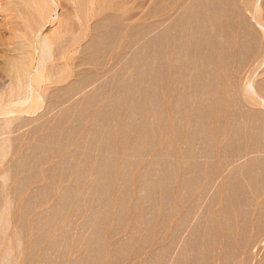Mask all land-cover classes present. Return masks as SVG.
<instances>
[{
    "label": "rangeland",
    "instance_id": "374dc122",
    "mask_svg": "<svg viewBox=\"0 0 264 264\" xmlns=\"http://www.w3.org/2000/svg\"><path fill=\"white\" fill-rule=\"evenodd\" d=\"M35 1V4L29 3L30 8H27L25 0H0V92L5 90L6 85L11 81L10 76L2 69L6 55L27 54L26 57L32 68L46 57L43 60V66L44 75L48 78L42 85L43 87L37 88V91L42 95V101L37 110L27 112L21 110V106L12 115H0V138H2L0 139V264H47V262L48 264H80L81 260L90 254L91 248L95 251V253L91 251V254L96 255L94 249L96 244L93 242L98 231L99 235L101 233L100 241L102 245H105H103L104 251L102 250L103 264H264V224L261 223V217L264 220V176H262L264 174V142H262L264 141V119H260L264 118V0H252V4L248 3L249 0H215L216 2L210 0L211 5L207 3L209 0H200L198 5L195 4V0H83L84 2L81 0H55L58 6L53 8L54 5L51 4L54 10L51 11V17L45 21L41 33L42 36H49L52 39V47H49L50 52H47L48 49L43 51L39 40L33 41V32L28 26L29 21L33 23V27L36 25L34 28L37 29L38 22L45 17V14L41 16L37 12V8L43 7L44 2L42 0ZM204 1H206V7ZM213 2L223 8L221 18L225 28L222 27V30L215 26L217 23L214 19L211 20L209 15H205L209 14ZM80 4L85 5L84 8ZM200 5L204 6V9ZM188 9L191 13L197 10L198 13L203 10L207 11L206 13L203 11L201 14L204 19L197 12V14H192L195 19L198 17L197 20L203 19L199 21L201 27L203 22H206L204 23L205 28L202 27L206 32H203L205 38L209 33L207 39L213 42L217 41L218 45H224V43L226 45L228 38L232 37L231 42L227 43L232 51L228 50L226 55L228 52L229 54L230 52L237 53L239 39L243 36L241 39L243 40L246 32L251 37L254 36L253 44L257 50L253 46L255 49L250 52L253 55L248 53L246 54L248 58L244 56V59L238 57L230 73H226L227 75L226 71L218 70V72L216 69L219 62L215 55L212 56L215 58L211 57L209 61L210 55L214 53L209 45H207L208 49L206 48V41L193 39L198 46H192L195 42L193 40V43L186 41L185 32L182 35L184 29L179 23L183 19L182 17L189 14ZM234 9H238L235 11L237 14H233L235 13L232 11ZM230 10L232 12H229ZM223 12H225L226 18L223 17ZM181 14L183 15L180 16ZM229 14L233 16L230 18ZM35 19L38 22L35 23ZM163 22L164 24H162ZM161 30L168 32L170 37L172 36L175 40L178 39L174 41L177 44L171 40L166 41L165 63H168L166 65L170 67L169 76L172 78L169 77V82L171 83L177 78L179 80L173 81L175 84L173 82L171 84L164 83L163 87L166 84L167 88H160V90L157 86L158 90H156L153 81L155 77H151L150 74L154 75V71H156V58L158 57L155 52H157L156 47L159 44V38L157 41L156 37L160 36ZM178 30L181 32L178 33ZM220 30L225 33H221ZM111 31L112 33H110ZM26 34L27 37H25ZM175 34L176 36H173ZM177 34L179 35L177 36ZM210 36L212 39L209 38ZM25 39H30L34 43L27 45ZM199 45H202V48L204 46L205 49L203 48V50ZM196 47L200 48L199 52ZM191 50L197 52L196 58L193 56L195 53ZM200 50H202L201 53ZM205 50L206 52H204ZM207 51L210 52L207 53ZM134 52L137 53L135 57L133 56ZM198 53H200V58ZM207 55L209 56L207 57ZM215 59L216 61L213 63L212 60ZM205 62L213 72H210L207 67L205 68ZM152 66L155 68L152 69ZM145 67L146 69L148 67L147 72L143 71L146 70ZM215 67L216 69H213ZM203 68L207 69L206 74L204 70L206 77L203 75ZM215 71L218 72L217 80L219 81L217 82L219 83L217 85L226 86L224 87L226 91H223L224 94H221L220 99L226 100L225 108H227L219 115L214 114L209 121L210 131L212 130L209 140L210 142L213 140L210 144L205 141L208 139H204L202 127L198 126L200 125L196 120L198 112L195 110L199 109L196 104L200 103L199 95L197 96L200 86L206 85V80L211 81ZM173 72H176L174 79ZM199 74L203 79L199 77L196 79ZM229 75L231 76L230 84L227 79L230 78ZM198 83L202 85L199 86ZM134 86H138L139 89L137 87L136 90ZM168 86L170 88L172 86V90ZM25 89H22L20 94L17 93L13 100L26 99L31 93ZM151 90L157 94L160 91L159 94L163 95L164 110L167 117L171 115V119H164V121L159 119L155 100H152L154 94L150 95L152 94ZM36 93L34 94L36 95ZM115 93L117 98L121 96L120 99L123 100L121 102L122 100L120 101L118 98L121 103L115 113L118 114L120 111V115H129L128 117L132 115L135 127H131L126 121L114 119V117H108L105 126L100 124V118L104 111L113 107L117 101ZM27 94L29 95L27 96ZM121 94H124V99ZM185 94L186 96H183ZM162 95L161 98H163ZM208 96L209 103L216 102L215 98L217 97L214 93L209 91ZM181 97L184 99L182 100ZM180 100L183 101L181 102L185 105L184 107L181 102L179 103ZM197 100L198 102H196ZM110 101L115 102H112V105ZM87 102L92 103L88 104ZM177 108L180 111L183 108L184 115L179 111L182 113L180 115ZM247 108L248 110H246ZM100 111L102 113H99ZM172 112H174V116ZM260 114L261 116H259ZM193 116H196L195 120ZM172 118H177L175 120L181 131L178 135L172 130ZM245 118H247L246 121ZM193 120L196 122L193 123ZM98 123L101 127L97 126ZM146 123H149L150 127L149 143L145 150L143 149L139 153L136 148L138 130ZM162 123L163 125H161ZM193 124L199 128H195ZM107 126H111L115 131H113L115 139H113L114 142L112 141L115 144L112 146L111 153L109 150L106 153L107 138L110 134V131L107 132L109 130ZM126 126L129 127L126 128ZM98 128L99 132H96ZM218 128L220 130H217ZM92 129L96 134L92 132ZM125 129H127L125 131L127 133L124 132ZM198 129L203 132V135L201 132L199 133L200 139L197 134ZM234 130L237 131V135L233 133ZM255 130L260 137H263V140L259 139V141L262 140L261 145L259 142H257L258 144L254 142V140L256 141L255 136L258 135ZM232 136H234V141L231 140ZM240 136H245V138L248 136L246 139L243 138L246 142ZM235 138L243 145H240L239 142L237 145ZM249 138L251 139L249 140ZM251 142L253 143L251 144ZM234 144L239 146V150L238 147L235 149ZM244 144L249 147L246 149ZM206 145L209 153L203 154ZM87 147L88 150H86ZM69 154L73 158L75 154L76 156L74 159H70L68 158ZM107 157L112 160V167L110 166L111 168L108 170L111 177V187L109 186L111 189H109L110 195L108 193V196H104L100 184L103 177H106ZM85 158H89V161L86 162ZM252 159L254 161L256 159V165L259 163V168L256 166L258 171L255 170L256 178L255 175L249 178L251 175L248 174V171V173L246 172L249 169L247 166L254 162ZM84 161L90 165L85 164ZM193 162L194 165L200 162L198 165L202 166L195 175L190 168ZM169 163L170 165H167ZM126 164L128 165L126 166ZM166 165L170 167L173 174L170 183H166L170 197L165 201L161 197V192H157L156 202L155 200L151 201L146 197L150 187L147 184L145 173H148V170H153L156 174L154 177L157 178L161 171H164ZM211 165L214 168H211ZM57 168H59L58 172ZM212 169L217 172L212 177L216 178L217 176L220 181L217 178L213 181L212 171L209 172ZM199 173L201 174L199 175ZM120 174L122 176L126 174L123 178L126 179L127 188L124 187ZM50 176L53 179L56 176V179L53 180ZM188 177L189 179L197 177L199 186L190 190L187 183L190 181ZM236 178L238 182L241 181L239 183L243 185L244 189L246 188L245 195H247L248 202L244 205L239 197L238 199L232 198L236 196L230 194L228 190L229 180H236ZM51 182H54L53 185ZM70 186L74 187L71 189L74 192H71L72 194L66 198ZM46 187H50L48 193ZM207 191L209 192L207 193ZM124 193L127 196L124 204L126 214L123 212V216H119L121 215L118 212L120 210L119 200ZM206 193L212 194L208 196ZM108 197L111 201L108 200ZM144 198L145 201H143ZM169 198L172 204L170 201L168 202ZM107 200L109 203L106 202ZM236 200L240 202L236 203ZM104 203L108 204L105 206ZM225 205L230 209L228 210ZM169 207L170 209H168ZM225 209L229 211L230 217H224ZM150 210L152 212H149ZM100 213L101 215L104 213V219ZM164 213L166 214L163 215ZM189 215H193V217L190 216L193 218L190 223ZM190 217L189 219H191ZM48 219L50 223H48ZM45 220L47 223L44 222ZM100 220L104 226L99 222ZM98 225L103 227L102 231L100 227L97 230ZM213 229L215 232L212 231ZM177 240L180 242L178 241L179 245L176 249L173 245ZM124 241H129L130 245L128 244L129 248H127L129 250H126V253L124 252L122 255L118 253L116 255ZM178 243L176 242V244ZM174 246L176 247V245ZM172 248L176 250L173 251ZM91 254L87 255L88 261L93 260L94 256Z\"/></svg>",
    "mask_w": 264,
    "mask_h": 264
},
{
    "label": "bare ground",
    "instance_id": "6f19581e",
    "mask_svg": "<svg viewBox=\"0 0 264 264\" xmlns=\"http://www.w3.org/2000/svg\"><path fill=\"white\" fill-rule=\"evenodd\" d=\"M40 1V0H39ZM43 2H44V6L42 7H38L37 8V12H38V14L39 15H43L44 16V14H45V17H43V19L42 20H40L39 22H38V20L36 21V19L38 18H36L35 19V23L36 22H38L39 24V27L37 28V29H35L36 28V25H34V27H33V23H30L29 21H28V26L30 27V29H31V32H33V41H35V40H39L40 41V44L44 47H42V49H43V51H44V49L45 50H49V51H47V52H50V50L51 49H49V47L51 48L52 47V39L49 37V36H42V28L44 27L43 25H45L44 23H45V21L46 20H48L50 17H51V11L52 10H54L53 8H55L56 6H58V3L55 1V0H42ZM81 1H83V0H81ZM85 1V0H84ZM83 1V2H84ZM190 1V0H189ZM200 0H195V4L197 3V5H198V2H199ZM215 1V0H214ZM35 0H25V6L27 7V8H30L29 7V3H33V4H35ZM192 2V1H191ZM201 2V1H200ZM216 2V1H215ZM240 2V1H239ZM250 2V4H252V0L250 1H248V3ZM116 3V2H115ZM193 3V2H192ZM191 3V4H192ZM203 3H205V7H206V1H204ZM207 3H208V5L210 4L211 5V3H210V0H209V2L207 1ZM247 2H246V4H248ZM51 4H53L54 5V7L52 8V5ZM82 4V3H81ZM80 4V6H83V5H81ZM234 4V3H233ZM197 5H195V6H197ZM202 5V4H201ZM200 5V6H201ZM208 5H207V7H208ZM249 5V4H248ZM85 6V5H84ZM84 6H83V8H84ZM185 6V5H184ZM186 6H188V5H186ZM191 6H193V4L191 5ZM234 7H235V5H233ZM249 6H252V5H249ZM161 7V6H160ZM190 7V6H189ZM203 9H204V6H201ZM201 7H195V8H201ZM212 7V8H211ZM210 7V12H209V14H205V15H209L210 16V18H211V20L212 19H214V21H216V23H217V25H215V26H218V28L219 29H221L222 30V27H224V25H223V20H222V18H221V14H222V7H220V5L218 4V3H214L213 2V5ZM159 8V7H158ZM193 7H191V9H192ZM201 8V9H202ZM184 9H185V7H184ZM194 9V8H193ZM207 9V8H206ZM83 10V9H82ZM187 10V9H186ZM195 10V9H194ZM238 10V9H237ZM236 9H234V10H232V11H237ZM256 10V9H255ZM188 11H189V14H187V16H185V17H182L183 19L180 21V25H181V28H183L184 29V31L182 30V35H183V32H185L184 33V37H185V34L187 35V37H185L186 39H184V40H186V41H191L192 43H193V39H199L198 41H200V39H204L205 41H206V48H207V45H209L211 48H212V50H213V55L211 54L210 55V58H209V61H210V59H211V57L212 56H216L217 58V60H218V66H217V69H216V67L215 68H213V69H216L217 71L218 70H222V71H226L225 72V74L226 73H230V71H231V69H232V67L234 66V62H235V60H237L238 59V57H240V59L241 58H243L244 56L245 57H247L246 56V54H248V53H250V52H252V50L253 49H255L256 47L254 46L255 44H253V40L254 39H252L253 37H251L250 36V34L248 33V32H246L245 34L246 35H249V36H244V39L243 40H241L242 38H243V36H242V38L240 37V39H239V46L237 47V53L236 54H232L231 52H230V54H229V52H228V54L226 55V52L228 51V50H230V51H232L231 49H229V45H227V43H228V41L229 42H231L230 40H231V38H228V40H227V43H226V45H225V43H224V45H218V43L216 44V42H213L212 40H210V39H207V36H209V33H207V36H206V38L204 37V35H203V28H205V24L204 23H206V22H203V24H202V27L199 25V21H200V19L199 20H197V18L198 17H196V19L194 18L195 16H193L192 14L193 13H195V14H197L198 13V10L195 12V11H193V13H191L190 12V10L188 9ZM199 11H201V10H199ZM204 11V10H203ZM202 11V12H203ZM228 11V10H227ZM231 10L229 11V12H232ZM160 12V11H159ZM158 12V13H159ZM183 12H184V10H183ZM202 12H199L198 13V15L200 14H203ZM207 12V11H206ZM205 11H204V13H206ZM47 13V14H46ZM188 13V12H187ZM224 13V18H226L225 17V12H223ZM84 14V13H83ZM184 14V13H183ZM183 14H181L180 16H182ZM194 14V15H195ZM233 14H237V12H235V13H233ZM245 14V13H244ZM185 15H186V12H185ZM239 15V14H238ZM59 15L57 14V17H58ZM179 16V17H180ZM201 16H203V15H201ZM228 16V15H227ZM229 16H230V18H231V16H233V15H231V14H229ZM228 16V17H229ZM243 17V16H242ZM246 17V16H245ZM207 18V17H206ZM206 18H205V20H206ZM209 18V17H208ZM207 18V19H208ZM39 19V18H38ZM178 19V18H177ZM176 19V20H177ZM203 19H204V16H203ZM203 19H201V20H203ZM232 19H235V18H232ZM204 20V21H205ZM236 20V19H235ZM234 20V21H235ZM178 21H179V19H178ZM243 21V20H242ZM255 21V20H254ZM175 22V21H174ZM213 22V21H212ZM257 22V21H256ZM177 24H178V22H176ZM175 23V24H176ZM162 24H164V22L162 23ZM161 24V25H162ZM175 24H172V26L174 25L175 26ZM178 24V25H179ZM171 25V24H170ZM225 25H226V23H225ZM232 25V24H231ZM242 25V24H241ZM159 26V25H158ZM163 26H165V25H163ZM172 26H170V27H172ZM228 26V25H227ZM245 26V25H244ZM166 27V26H165ZM177 27V26H176ZM230 27V26H229ZM175 28V27H174ZM174 28H172V29H174ZM179 29H180V26L178 27ZM225 28V27H224ZM245 28V27H244ZM263 28H264V26H263ZM217 29V28H216ZM219 29H217V30H219ZM148 30V29H147ZM146 30V31H147ZM170 30H171V28H170ZM221 30H220V32H221ZM228 30V29H227ZM145 31V30H144ZM173 31V30H172ZM175 31V30H174ZM206 31V30H205ZM247 31V30H246ZM250 31V30H249ZM181 31L180 30H178V33H180ZM208 32V31H207ZM224 33H225V31H223ZM223 32H221V33H223ZM244 32V31H243ZM110 33H112V31L110 32ZM144 33V32H143ZM147 33V32H146ZM176 33H177V29H176ZM204 33H206V32H204ZM248 33V34H247ZM226 34H227V31H226ZM179 34H177V36H178ZM182 35H180V37L182 36ZM142 36H143V34H142ZM173 36H176V34L175 35H173ZM225 36H227V35H225ZM241 36V35H240ZM259 36V35H258ZM25 37H27V34L25 35ZM32 37V36H31ZM172 37V36H171ZM171 37H170V35H169V33L168 32H165V31H163L162 32V30H161V33H160V36H158V37H156L157 38V41H158V38H159V44H158V46L156 47L157 48V52H155L156 54H157V57L158 58H156L157 59V67H156V71H154V75L153 74H150L151 75V77L153 76V78L155 77V79L153 80L154 82H155V84L154 85H156L155 86V88L158 86L159 87V90H160V88H167L166 87V84H165V87H163L164 86V83H167V82H169L170 81V79L172 78L171 76H169V74H170V67L169 66H167L166 64H168V63H165V57H166V41H168V40H171V41H177L178 39H176L175 40V38H173L172 37V39H171ZM183 37V36H182ZM209 38H211V36L209 37ZM227 38V37H226ZM182 39V38H181ZM180 39V40H181ZM212 39V38H211ZM224 39H225V37H224ZM26 40V39H25ZM183 40V41H184ZM193 40V41H192ZM226 40V39H225ZM33 41H31L30 39L29 40H26L25 42L27 43V45H29L30 43H32ZM75 41V40H74ZM197 41V40H196ZM24 42V41H23ZM195 42V41H194ZM204 42V41H203ZM226 42V41H225ZM233 42V41H232ZM34 43V42H33ZM158 43V42H157ZM176 42H174V44H175ZM200 43V42H199ZM213 43H215V44H213ZM261 43V42H260ZM36 44V43H35ZM177 44V43H176ZM198 44V43H197ZM202 44V43H201ZM204 44V43H203ZM202 44V45H203ZM236 44H237V42H236ZM34 45V44H33ZM198 46V45H196V42H195V44H192V46ZM202 45H199V47L201 46V48H202ZM36 46V45H35ZM213 46V47H212ZM255 48H254V47ZM190 47V46H189ZM227 47H228V49H227ZM37 48V47H36ZM193 48V47H192ZM196 48H198V47H196ZM203 48L205 49V47L203 46ZM202 48V49H203ZM189 49H191V48H189ZM200 48H198L197 49V51L199 50ZM203 49V50H204ZM208 49V48H207ZM210 50V49H209ZM256 50H257V48H256ZM191 51H193V50H191ZM195 51H196V49H195ZM195 51H193V53H195L193 56H194V58H196L195 57V55H196V53L197 52H195ZM201 51L202 50H200V53H201ZM254 51V50H253ZM46 52V51H45ZM45 52H41V53H45ZM199 52V51H198ZM204 52H206V50L204 51ZM210 52V51H209ZM208 51H207V53H209ZM212 52V51H211ZM135 54L133 55L134 57H135V55H137V53L136 52H134ZM200 53H198L199 54V58H200ZM207 53H204V54H207ZM251 55H253L252 53H250ZM263 54V53H262ZM27 55V54H26ZM26 55L25 54H19V55H6L5 56V59H4V65H3V67H2V69H3V71L5 72V73H7L9 76H10V78H11V81H9V84H7L6 85V87H5V90H3V91H1L0 92V115H12V114H14L15 113V111H17V110H19V107H21L22 106V109L21 110H24V111H27V112H32V111H35V110H37L38 108H39V106H40V104H41V101H42V95H41V93L40 92H38L37 90V88H40L45 82H46V80L48 79L45 75H44V62H43V60L46 58L45 57V54H44V57L45 58H43V60H42V62H39V64L38 65H36V66H34L33 68L31 67V64H30V61H28V58L26 57ZM49 55V54H48ZM139 55V54H138ZM169 55V54H168ZM50 56V55H49ZM197 56V55H196ZM203 56H205V55H203ZM209 55H207V57H208ZM41 57V56H40ZM136 57H138V56H136ZM207 57H206V59H207ZM48 58V57H47ZM50 58H51V56H50ZM49 58V59H50ZM175 58V57H174ZM173 58V60H175ZM198 58V59H199ZM213 59L215 58V57H212ZM248 58V57H247ZM48 59V60H49ZM170 59V58H169ZM205 59V60H206ZM216 59L215 60H212V62L213 61H216ZM244 59V58H243ZM250 59V58H249ZM195 60V59H194ZM202 60H204V59H202ZM204 60V61H205ZM208 60V59H207ZM208 61V62H209ZM249 61V60H248ZM175 62V61H174ZM173 62V63H174ZM172 63V62H171ZM170 63V64H171ZM172 63V64H173ZM206 63V62H205ZM211 63V62H210ZM214 63V62H213ZM213 63H212V65H213ZM216 64H217V62H215ZM209 64V63H208ZM207 65V63L205 64V68L207 67L206 66ZM211 64H210V67L212 66ZM215 65V64H214ZM242 65H243V63H242ZM148 66V65H147ZM153 66H155V65H153ZM152 66V69L153 68H155V67H153ZM171 66V65H170ZM179 66V65H178ZM216 66V65H215ZM169 67V68H168ZM174 67V66H173ZM172 67V68H173ZM180 67V66H179ZM209 67V66H208ZM207 67V68H208ZM240 67V66H239ZM174 68H176V66L174 67ZM178 68V67H177ZM219 68V69H218ZM141 69V68H140ZM144 69V68H143ZM143 69H141V70H143ZM145 69H146V67H145ZM147 69H148V67H147ZM147 69L146 70H143L144 72H147ZM182 69V68H181ZM210 69V72H213V70L211 71V68H208V70ZM151 70V69H150ZM150 70H148L149 72H150ZM174 70V69H173ZM179 70V69H178ZM204 68H203V75H204ZM140 71V70H139ZM142 71V72H143ZM217 71H215L213 74H214V76L212 77V74H211V77L213 78H211V81H207L206 80V85L205 84H200V83H203V82H200V83H198L199 84V86L200 85H202V86H200L201 88H200V90L197 92V96L199 95V99H200V103L198 102V100L196 101V102H198V104H196L197 106H199V109H197L198 111H196L195 110V112H198V115L196 114V116H198V119H196L197 120V122L200 124V125H198V126H201L202 127V129H203V132H204V135H205V137H204V139L206 138V139H208V140H205L206 142L208 141L210 144H212V141L213 140H211V142H210V135L209 134H211V131H210V125H209V121H210V119L214 116V114L215 115H219V113H222L223 111H224V109L226 110V108H225V106H226V100H221L220 98V96H221V94L223 93V91L225 92L226 90H225V88L224 87H226V86H224V87H220V85H217V83H219V82H217V81H219V80H217V78H218V76H217V73L219 72H217ZM221 71V72H222ZM244 71V70H243ZM141 72V71H140ZM178 73H180L181 72V70H180V72L179 71H177ZM151 73V72H150ZM174 73V72H173ZM176 73V72H175ZM175 73H174V75L172 74V76H173V79L174 78H176V77H174V76H176L175 75ZM182 73V72H181ZM207 73V69L205 70V74ZM145 74V73H144ZM209 74V73H208ZM207 74V75H208ZM224 74V75H225ZM247 74V73H246ZM227 75V74H226ZM180 76V74L178 75V77ZM200 76H201V74H199L197 77H196V79H198V77L200 78ZM205 77H206V75H204ZM209 76H210V74H209ZM230 76V75H229ZM169 77H170V79H169ZM208 77V76H207ZM219 77H220V74H219ZM152 78V79H153ZM225 78H226V76H225ZM200 79H203L202 77L200 78ZM199 79V80H200ZM207 79V78H206ZM227 79H229L228 80V82H229V84L231 83V76H230V78L228 77ZM235 79H236V76H235ZM245 79V78H244ZM176 80H179V78H177ZM176 80L174 79L173 81L174 82H176ZM205 80V79H204ZM203 80V81H204ZM209 80V79H208ZM172 81V82H173ZM193 81H195L194 79H193ZM171 82V83H172ZM173 82V83H174ZM199 82V81H198ZM205 82V81H204ZM238 82V81H237ZM170 83V82H169ZM170 83V84H171ZM193 83V82H192ZM252 83V82H251ZM262 83V82H261ZM175 84V83H174ZM173 84V85H174ZM193 84H197V83H193ZM226 84V83H225ZM238 84H239V82H238ZM236 85V84H235ZM264 85V84H263ZM138 86H139V83H138ZM137 86V87H138ZM189 86V85H188ZM195 86V85H194ZM199 86H197V87H199ZM234 86V85H233ZM236 86H238V85H236ZM251 86H253V85H251ZM258 86V85H257ZM43 87V86H42ZM134 87H136V86H134ZM133 87V88H134ZM137 87L135 88L136 90H137ZM157 87V88H158ZM235 87V86H234ZM261 87H263V86H261ZM24 88H26L25 90H29V92L31 93L30 95L29 94H27V98L26 99H24V100H19V101H14L13 100V97L17 94V93H21L20 91H22V89H24ZM153 89H154V91H155V88H154V86L152 87ZM156 88V90H158ZM168 88H170V86H168ZM172 86H171V88H170V90H172ZM194 88H196V87H194ZM42 89V88H41ZM138 89H139V87H138ZM197 89V88H196ZM134 90V89H133ZM163 90V89H162ZM170 90H169V92H170ZM198 90V89H197ZM229 90V89H228ZM253 90H254V88H253ZM252 90V91H253ZM262 90H263V88H262ZM41 91V90H40ZM152 92V94H150L151 96H153V94H154V99H152L153 101L155 100V102L154 103H156V107H157V114H158V117H159V119L161 118V119H163L162 121H164V119H171V115H168V117L166 116L167 114H166V111L164 110V102H165V99H164V97H163V95L162 94H159L160 93V91H158V94L155 92V93H153V90H151ZM211 92V93H214L215 95H216V97L217 98H215V100H216V102L215 103H209L208 102V100H207V96H208V92ZM222 91V92H221ZM233 91V90H232ZM231 91V92H232ZM250 91V90H249ZM258 91H261V90H258ZM28 92V91H27ZM35 92H37L36 93V95L34 94ZM120 92V91H119ZM254 92V91H253ZM162 93H163V91H162ZM171 93V92H170ZM238 93V92H237ZM256 93V92H255ZM224 94V93H223ZM120 94L118 93V96H119ZM122 95V98H123V95L124 94H121ZM161 95H162V97L163 98H161ZM218 95V96H217ZM115 96H116V93H115ZM115 96L113 95V97L115 98ZM183 96H186V94L185 95H183ZM182 96V97H183ZM120 97L121 96H119L118 98L120 99ZM152 97V98H153ZM181 97V98H182ZM209 97V96H208ZM232 97V96H231ZM113 98V99H114ZM117 98V96H116V98L115 99H117V101H116V103H115V105H113L112 104V102L113 101H110L111 102V104L113 105V107H107L108 108V110L105 112L104 111V113L102 114L103 116H102V118H100L101 119V123H100V121H99V123L101 124V125H103L104 124V126L106 125V123H107V120H108V117H114V119L116 118V119H118V120H123L124 122L126 121V123L128 122L129 123V125L132 127V126H134V123H135V120H134V123H133V121H132V115H130L131 117H128V116H125V115H120V111L118 112V114H116L117 112L116 111H118V109L119 108H117V107H119V105H120V103L121 102H123V100L122 99H120V103H119V99ZM185 98H187V97H185ZM223 98H225V96H223ZM222 98V99H223ZM235 98V97H234ZM260 98V97H259ZM124 99V98H123ZM163 99H164V101H163ZM184 98H182V100H183ZM188 99V98H187ZM229 99V98H228ZM238 99V98H237ZM182 100H180L179 101V103L182 101ZM236 100V99H235ZM91 101H93V100H91ZM114 101V102H115ZM184 101H186V100H184ZM234 101V100H233ZM110 102H109V104H110ZM113 102V103H114ZM183 102V101H182ZM181 102V103H182ZM187 102H188V100H187ZM88 103V102H87ZM92 103V102H91ZM90 102L88 103V104H91ZM186 104H188V103H186ZM237 104H239V103H237ZM236 104V105H237ZM111 105V106H112ZM135 105V104H134ZM181 105H183V107L185 106L183 103L181 104ZM195 105V106H196ZM242 105V104H241ZM136 106L138 107V105L136 104ZM180 106V105H179ZM187 106V105H186ZM136 107V108H137ZM177 107V106H176ZM182 107V106H181ZM134 108V107H133ZM195 108V107H194ZM242 108V107H241ZM106 109V108H105ZM104 109V110H105ZM178 109V108H177ZM181 109V108H180ZM186 109V108H185ZM184 109V110H185ZM103 110V109H102ZM134 110H136L135 108H134ZM174 110V109H173ZM246 110H248V108L246 109ZM136 111H138V109L136 110ZM180 110L178 109V113L180 114V115H182V113H183V115H184V112H183V108H182V111H180V112H182V113H180L179 112ZM261 111V110H260ZM84 112V111H83ZM116 112V113H115ZM242 112V111H241ZM99 113H102L101 111L99 112ZM114 113H115V115H114ZM173 113L174 112H172V115H173ZM176 113H177V111H176ZM245 113V112H244ZM256 113V112H255ZM134 114V113H133ZM178 114V115H179ZM241 114V113H240ZM246 114H248V113H246ZM252 114H253V112H252ZM258 114V113H257ZM134 115H136V113L134 114ZM134 115H133V117H134ZM175 115H177V114H175ZM234 115V114H233ZM174 116V115H173ZM196 116L194 117V120H195V118H196ZM221 116V115H220ZM246 116V115H245ZM255 116V115H254ZM259 116H261V114L259 115ZM97 117H98V115H97ZM99 117H100V115H99ZM177 118H179L178 116H176ZM180 117H182V116H180ZM184 117V116H183ZM182 117V118H183ZM219 117V116H218ZM222 117V116H221ZM257 117V116H256ZM7 118V117H6ZM14 118V117H13ZM177 118H175L176 120H177ZM244 118V117H243ZM255 118V117H254ZM260 118V117H259ZM9 119V118H8ZM98 119V118H97ZM99 119V120H100ZM134 119H135V117H134ZM168 119V120H169ZM173 119V122H171V125H172V130L175 132V133H177V135L178 134H180L179 132H181L180 131V128H178V124L176 123L177 121L174 119V118H172ZM219 119H220V117H219ZM237 119V118H236ZM246 119L247 118H245V121H246ZM260 119H264V118H260ZM259 119V120H260ZM112 120V119H111ZM180 120H181V118H180ZM179 119H178V122L180 121ZM193 120V123H195L196 121H194ZM222 120V119H221ZM249 120V119H248ZM251 120V119H250ZM109 121H110V118H109ZM113 121V120H112ZM161 121V122H162ZM171 121V120H170ZM220 121V120H219ZM241 121V120H240ZM253 121V120H252ZM263 121V120H262ZM5 123H6V121H4ZM111 122V121H110ZM109 122V123H110ZM148 122H149V120H148ZM248 122V121H247ZM98 123V125L97 126H99V127H101L100 126V124ZM108 123V124H109ZM112 123V122H111ZM111 123H110V125H111ZM145 123V122H144ZM150 123V122H149ZM149 123H146V124H143V126L142 127H139L140 128V130H138V133H139V136L137 135V146H136V148L138 149V152L139 153H141V151L144 149L145 150V147L147 146V144L149 143L148 142V137L150 136V134L148 135V133L150 132L149 131V129H150V127H149ZM180 123V122H179ZM221 123V122H220ZM234 123V122H233ZM240 123V122H239ZM244 123V122H243ZM242 123V124H243ZM4 124V123H3ZM107 124V125H108ZM181 124V123H180ZM238 124V123H237ZM250 124H251V122H250ZM126 125V124H125ZM128 125V124H127ZM161 125H163V123L161 124ZM165 125H166V121H165ZM194 125V124H193ZM196 125H197V123H196ZM240 125V124H239ZM257 125V124H256ZM261 125V124H260ZM1 126H2V124H1ZM180 127H181V125H179ZM197 126V127H198ZM219 126V125H218ZM241 126V125H240ZM262 126V125H261ZM260 126V127H261ZM108 128H109V130H107L106 129V127H104L106 130H107V132L108 131H110V134L108 135V133H107V135H108V138H107V143H106V146H107V150H106V153L107 152H109L110 151V153L113 151V150H111L112 149V146L115 144V143H112V141H113V139H115V138H113V136L115 135L114 134V129L110 126H107ZM127 127H129V126H126V128ZM135 127V126H134ZM163 127V126H162ZM194 127H195V125H194ZM197 127H195V128H197ZM201 127H200V129H201ZM3 128V127H2ZM7 128V127H6ZM97 128V127H96ZM103 128V127H102ZM194 128V129H195ZM199 128V127H198ZM261 128H263V127H261ZM95 129V128H94ZM193 129V130H194ZM222 129V128H221ZM232 129V128H231ZM1 130V129H0ZM7 130V129H6ZM55 131H56V129H54ZM93 130V129H92ZM98 131H96V132H99V128L97 129ZM127 129H125L124 130V132L126 131ZM129 130V129H128ZM192 130V131H193ZM217 130H220V128H218ZM233 130V129H232ZM231 130V131H232ZM243 130V129H242ZM3 131V130H2ZM54 131V132H55ZM114 131V132H113ZM196 131V130H195ZM197 131H198V133H197ZM195 133H197V134H199L200 132H201V134L203 133L202 131H200L199 129L197 130ZM235 131V130H234ZM92 132H94L95 134H96V132L93 130ZM237 131H235V132H233V133H235L236 135H237V133H236ZM239 132V131H238ZM255 132H256V130H255ZM260 132V131H259ZM125 133H127V132H125ZM214 133V132H213ZM245 133V132H244ZM256 133H258V132H256ZM92 134V133H91ZM193 135V138H195V136H194V133H192ZM223 134V133H222ZM261 134V133H260ZM55 135V134H54ZM196 135V134H195ZM203 135V134H202ZM241 135V134H240ZM248 135V134H247ZM253 135V133L251 134V136ZM257 135V134H256ZM51 136V135H50ZM50 136H49V138H50ZM192 136H191V138H192ZM197 136V135H196ZM248 136H250V135H248ZM247 136V137H248ZM190 137V136H189ZM210 137V138H209ZM233 137L234 136H232V139L231 138H229V139H231V140H233ZM238 137V136H237ZM236 137V138H237ZM241 137V136H240ZM246 137V138H247ZM253 137V136H252ZM5 138V137H4ZM3 138V139H4ZM47 138H48V136H47ZM46 138V139H47ZM214 138V137H213ZM236 138H235V140H236ZM239 138V137H238ZM237 138V140H239ZM242 138V140H243V138H245V136L244 137H241ZM240 138V139H241ZM245 138V139H246ZM263 137H260L259 136V133H258V135L257 136H255V139H256V141L254 140V142H256V144H258L257 142H259L260 143V145H261V143L262 142H264V141H262L263 139H262ZM0 139H2V138H0ZM199 139H200V134H199ZM251 138H249V140H250ZM259 139H262V140H260L259 141ZM215 140V139H214ZM237 140H236V142H237ZM241 140V141H242ZM253 140V139H252ZM1 141V140H0ZM7 141V140H6ZM45 141V140H44ZM47 141H48V139H47ZM136 141V140H135ZM234 141V140H233ZM243 141H245L246 142V140H243ZM262 141V142H261ZM8 142V141H7ZM50 142V141H49ZM48 142V143H49ZM104 142H105V140H104ZM114 142V141H113ZM203 142V141H202ZM206 142H204L205 144H209V143H206ZM231 142V141H230ZM239 143H240V145H243V144H241V142L240 141H238ZM237 142V145L239 144ZM244 142V143H245ZM4 143H5V141H4ZM9 143V142H8ZM51 143V142H50ZM50 143H49V145H50ZM215 143V142H214ZM234 143V142H233ZM253 142H251V144H252ZM43 144V143H42ZM52 144V143H51ZM104 144V143H103ZM205 144H203V146H205ZM209 144V145H210ZM228 144H229V142H228ZM232 144V143H231ZM245 144H247V143H245ZM244 144V145H245ZM1 145V144H0ZM105 145V144H104ZM134 145H135V143H134ZM235 146H236V144H234ZM4 146V145H3ZM45 146V145H44ZM105 146V147H106ZM212 146V145H211ZM216 146V145H215ZM233 146V145H232ZM235 146H234V148H235ZM246 146V147H245ZM244 147L247 149L249 146H247V145H245ZM253 146V145H252ZM251 146V147H252ZM1 147V146H0ZM48 147V146H47ZM50 147V146H49ZM105 147H103L104 149H106ZM226 147H228V146H226ZM230 147H231V145H230ZM237 147H238V150H239V146H236V148L235 149H237ZM253 147H255V145L253 146ZM252 147V148H253ZM260 147V146H259ZM262 147V146H261ZM38 148V147H37ZM208 146L206 145V148H205V150H204V153L203 154H207V152L209 153V151H208ZM232 148V147H231ZM230 148V149H231ZM233 148V149H234ZM241 148H242V146H241ZM39 149V148H38ZM89 148L87 147V149L86 150H88ZM137 149H135V150H137ZM228 149V148H227ZM226 149V151H228ZM234 149V150H235ZM256 149V148H255ZM259 149V148H258ZM36 150V149H35ZM109 150V151H108ZM243 150V149H242ZM250 150V149H249ZM10 151V150H9ZM104 151V150H103ZM259 151V150H258ZM87 152V151H86ZM233 152V151H232ZM235 152H236V150H235ZM238 152V151H237ZM240 152H242L241 151V149H240ZM243 152H244V150H243ZM251 152V151H250ZM255 152V151H254ZM4 153H5V151H4ZM89 153V152H88ZM137 153V152H136ZM226 153V152H225ZM234 153V152H233ZM239 153V152H238ZM252 153V152H251ZM257 153V152H256ZM73 152H72V156H73ZM202 154V153H201ZM212 154V153H211ZM227 154V153H226ZM229 154V153H228ZM248 154H249V152H248ZM5 155H6V153H5ZM71 154H69V156H70ZM88 155H90V154H88ZM88 155H86V156H88ZM210 155V154H209ZM75 156H76V154H75ZM75 156H74V158H75ZM207 156V155H206ZM230 156V155H229ZM88 157H90L91 158V156H88ZM245 157V156H244ZM260 157V156H259ZM4 158V157H3ZM68 158H70V159H72L73 157H68ZM73 158V159H74ZM87 158V157H86ZM85 158V161L87 162V160L89 161V158L88 159H86ZM5 159V158H4ZM107 160H106V166H107V169H106V177L104 178L103 177V180H102V182H101V184H100V188H101V190H102V192L104 193V196L105 195H107L108 193H109V189H111L110 187V180H111V177H110V175H109V169L112 167L111 166V158L109 159L108 157L106 158ZM167 159H168V157H167ZM262 159V158H261ZM249 160V159H248ZM253 160V159H252ZM252 160H251V162H252ZM258 160V159H257ZM84 161V162H85ZM158 161H161V160H158ZM254 161V160H253ZM255 161H256V159H255ZM254 161V162H255ZM85 162V164H89L90 165V163H86ZM91 162V161H90ZM169 162V161H168ZM195 162H197V161H195ZM250 162V163H251ZM249 163L250 165H246L247 167H249V169L248 170H246V172L249 174V175H251V176H249L247 173V175L249 176V178L250 177H252L253 175H255L254 177L256 178L257 176V174H255V170L256 171H258L257 170V168H256V166L259 168V166H258V164L256 165V162L255 163ZM200 163V162H199ZM199 163H195V165H194V162L192 163V165H193V168H192V165H191V170L192 171H194V172H192V173H194V175H195V173L197 174V172H199V169L200 168H202V166L201 167H199ZM23 164V163H22ZM21 164V165H22ZM84 164V165H85ZM159 164V163H158ZM163 164V163H162ZM128 164H126V166H127ZM165 165V164H164ZM167 165H170V163L169 164H167ZM166 165V167H165V169H163L164 171H161V173L158 175V177L156 178V177H154V171L153 170H148L149 172L148 173H145V176L147 177V184H149L148 186L150 187V189H149V193L148 194H146V195H148V196H146V197H148V199H150L151 201H154L155 199H156V195H157V192H161V197H162V199H164L165 201H167V198L168 197H170L169 196V192H168V189H167V187H166V183L167 182H169L170 183V180H172V178H173V174H172V171L170 170V167L169 166H167ZM23 166H24V164H23ZM88 166V165H87ZM111 166V167H110ZM243 166H244V164H243ZM263 166V165H262ZM62 168H63V166H61ZM83 167V166H82ZM81 167V170L83 169ZM152 167V166H151ZM213 166L211 165V168H212ZM246 167V168H247ZM264 167V166H263ZM60 168V167H59ZM59 168H57V172H58V170H59ZM61 168V169H62ZM87 168V167H86ZM150 168V167H149ZM214 168V167H213ZM245 168V167H244ZM256 168V169H255ZM262 168V167H261ZM85 169V168H84ZM155 169V168H154ZM208 169H210V168H208ZM238 169V168H237ZM54 170V169H53ZM156 170V169H155ZM162 170V169H161ZM261 170H263V169H261ZM260 170V171H261ZM55 171H56V169H55ZM54 171V172H55ZM83 171V170H82ZM105 171V170H104ZM104 171H103V175H104ZM201 171V170H200ZM211 171H212V173H211ZM242 171V170H241ZM57 172H56V174H57ZM147 172V171H146ZM156 172V171H155ZM191 172V171H190ZM209 172L211 173V177L213 176H215L216 174H214V173H217L216 171L214 172V169H212V170H209ZM219 172V171H218ZM52 173V172H51ZM237 173V172H236ZM261 173V172H260ZM53 174V173H52ZM107 174H108V176H107ZM122 174H124L123 172H122ZM122 174H120L121 176V179H122V182L124 183V187L126 186V188H127V182L125 181L126 179L125 178H123V177H125L126 176V174H125V176H122ZM201 173H199V175H200ZM259 174V173H258ZM54 175H55V173H54ZM156 175V174H155ZM189 175H190V173H189ZM199 175H198V177H199ZM218 175V174H217ZM235 175V174H234ZM239 175V174H238ZM259 175H261V174H259ZM53 176V175H52ZM57 176V175H56ZM56 176H55V179H56ZM197 176V175H196ZM262 176H264V174L262 175ZM51 177V176H50ZM212 177V178H213ZM219 177V176H218ZM237 177V176H236ZM57 178H58V176H57ZM157 180H156V179ZM216 178H217V176H216ZM216 178H213V181H214V179H216ZM235 178V177H234ZM238 178V177H237ZM237 178H236V180H229V187H228V190H229V192H230V194H232V195H235L236 197H232V195H230L232 198H237L238 199V197L241 199V202L243 203V205L245 204V203H247L248 202V198H247V195H245V189H244V187H243V185H241L239 182H241V181H237ZM254 178V179H255ZM51 179H53L52 177H51ZM55 179H53V180H55ZM188 179H189V177H188ZM188 179H187V181H188ZM218 179V178H217ZM216 179V180H217ZM260 179H263V178H260ZM190 181H188L187 183H188V186H189V189L190 190H192V189H194L195 187H197V185H198V178L197 177H192V179H189ZM216 180H215V182H216ZM219 181H220V179H218ZM239 180V179H238ZM251 180V179H250ZM256 180V179H255ZM51 181V180H50ZM57 181V180H56ZM230 181H232V182H230ZM262 181V180H261ZM261 181H260V183H261ZM212 182V181H211ZM255 182V181H254ZM52 183V182H51ZM51 183H49V184H51ZM54 183V182H53ZM53 183H52V185H53ZM212 185L214 184V183H211ZM216 184V183H215ZM217 184H218V182H217ZM52 185H51V187H52ZM211 185V186H212ZM110 186V187H109ZM168 186V185H167ZM199 186V185H198ZM217 186V185H216ZM228 186V185H227ZM213 187H215V186H213ZM47 189V193H48V189L50 188V187H46ZM216 188H218V187H216ZM215 188V189H216ZM52 189V188H51ZM71 189H74V187H71L70 186V191H69V193H66L67 194V196H66V198L68 197V196H70L73 192L71 191ZM219 189V188H218ZM227 189V188H226ZM45 190V191H46ZM213 190V189H212ZM111 191V190H110ZM210 191V190H209ZM209 191H207V193L209 192ZM215 191V190H214ZM214 191H212V192H214ZM227 191V190H226ZM72 192V193H71ZM125 192H127L126 191V189H125ZM203 192H205L204 190H203ZM211 192V191H210ZM217 192V191H216ZM262 192V191H261ZM264 192V191H263ZM46 193V192H45ZM206 193V194H207ZM128 194V193H127ZM205 194V193H204ZM210 194H212V193H210ZM209 194V195H210ZM229 194V193H228ZM108 195H110V193L108 194ZM107 195V196H108ZM208 195V194H207ZM208 195V196H209ZM215 195V194H214ZM144 196V197H145ZM158 196V195H157ZM39 197V196H38ZM125 197H127L126 196V193H124L123 195H122V197L120 198V200H119V203H120V210H118V212L121 214V215H119V216H123V214L125 213V207H124V204H125V202H126V200H125ZM65 197H64V199H66ZM106 198V197H105ZM212 198V197H211ZM227 198H229V196H227ZM110 199V197H108V200ZM239 199V200H240ZM106 201V202H108L109 203V201ZM163 200V201H164ZM171 199L169 198L168 199V202L170 201ZM230 200V199H229ZM252 200V199H251ZM110 201H111V199H110ZM143 201H145V198H144V200ZM149 201V200H148ZM234 201V200H233ZM155 202H156V200H155ZM204 202V201H203ZM229 202V201H228ZM227 202V203H228ZM238 202H240V201H237L236 200V203H238ZM249 202H251V201H249ZM108 203H106V205L108 204ZM170 203L172 204V202L170 201ZM241 203V204H242ZM141 204H142V202H141ZM169 204V203H168ZM230 204V203H229ZM229 204H227L229 207H230V205ZM233 204H235V203H233ZM240 204V205H241ZM104 205H105V203H104ZM105 205V206H106ZM227 205H225V207H227ZM138 206H140V205H138ZM142 206V205H141ZM166 206V205H165ZM201 206H202V204H201ZM249 206V205H248ZM263 206V205H262ZM247 207V206H246ZM228 208V207H227ZM105 209H106V207H105ZM168 209H170V207L168 208ZM230 208H228V210H229ZM107 210V209H106ZM105 210V211H106ZM124 210V211H123ZM226 210V209H225ZM245 209H243V211H244ZM105 211H104V213H105ZM170 211V210H169ZM101 212H103V211H101ZM124 212V213H123ZM149 212H152V210H150ZM171 212V211H170ZM225 212V211H224ZM245 212H246V210H245ZM1 213V212H0ZM104 213H102V215H101V213H100V215H101V217L103 218L104 217ZM187 213H188V211H187ZM232 213V212H231ZM242 213H244V212H242ZM106 214H107V212H106ZM126 214V213H125ZM166 213H164L163 215H165ZM169 214V213H168ZM167 214V215H168ZM189 214H190V212H189ZM229 211H227L226 210V214H224L223 213V215H224V217L225 218H227V216L228 217H230L229 216ZM263 214H264V212H263ZM149 215V214H148ZM196 215V214H195ZM247 215V214H246ZM2 216V215H1ZM190 216H192L193 217V215H189L188 216V220H191V221H189V223L190 222H192V220H193V218H191ZM245 216V215H244ZM100 217V218H101ZM163 217H165V216H163ZM189 217L191 218V219H189ZM260 217H261V215H260ZM3 218V217H2ZM5 218V217H4ZM52 218V217H51ZM249 218V217H248ZM262 219H261V223L262 224H264V220H263V217H261ZM43 219V218H42ZM104 219V218H103ZM102 219V220H103ZM144 220H145V218H143ZM147 219V218H146ZM149 219V218H148ZM165 219H166V217H165ZM4 220V219H3ZM162 220H164V219H162ZM186 220H187V218H186ZM185 220V221H186ZM228 220V219H227ZM42 221V220H41ZM164 221H166V220H164ZM44 222H46L47 223V220H45ZM43 222V223H44ZM99 222H101V220L99 221ZM104 222V221H103ZM147 222V221H146ZM148 222H149V220H148ZM147 222V223H148ZM228 222V221H227ZM245 222H248V221H245ZM46 223H44V224H46ZM48 223H50L49 222V219H48ZM260 223V222H259ZM259 223H258V225H259ZM100 224V223H99ZM101 224H102V222H101ZM100 224V225H101ZM149 224V223H148ZM195 224V223H194ZM46 225H49V224H46ZM100 225H98V227H97V230H98V228L100 227ZM246 225V224H245ZM261 225V224H260ZM44 226V225H43ZM102 226H104V223L102 224ZM189 226H191V225H189ZM229 226V225H228ZM227 226V227H228ZM45 227V226H44ZM193 227V226H192ZM260 227V226H259ZM264 227V226H263ZM43 228V227H42ZM101 228V227H100ZM103 228V227H102ZM102 228H101V231H102ZM190 228V227H189ZM191 229V228H190ZM189 229V230H190ZM228 229V228H227ZM263 229V228H262ZM100 230V229H99ZM197 231V230H196ZM212 231H214L215 232V230L213 229ZM1 232V231H0ZM182 232V231H181ZM190 232V231H189ZM193 232H194V230H193ZM213 232V235L215 234ZM180 233V232H179ZM191 233V232H190ZM100 235H101V233H100ZM100 235H99V231L97 232V234H96V236H94L95 237V241L93 242V243H95L94 245V249L96 250V255L94 256L93 254L95 253V251L91 248V251H93L92 253L93 254H91V251H90V254L91 255H93L94 257H93V260L92 261H88V257H87V255H90V254H87L86 255V258H84V259H82L81 261V263L80 264H103V259H102V252L104 251L103 249H104V247H103V245H102V243H101V241H100ZM211 235H212V233H211ZM3 236V235H2ZM179 237V236H178ZM183 237V236H182ZM180 238V237H179ZM214 237L212 236V239H213ZM183 240V239H182ZM178 241L180 242V240H177L176 242L178 243ZM194 241V240H193ZM192 241V242H193ZM128 242V243H127ZM127 242H125L124 241V244H122L121 246H120V248H119V250H117V252H116V255H118V254H124V252L126 253V250H129V249H127V248H129L128 246L130 245L129 244V241H127ZM176 242H174L175 244L174 245H176V247L173 245V247L174 248H176L177 249V245H179V243L178 244H176ZM122 243V242H121ZM183 243V242H182ZM129 244V245H128ZM120 245V244H119ZM118 245V246H119ZM172 245H171V247H172ZM105 246V245H104ZM192 246V245H191ZM93 247V246H92ZM96 247V248H95ZM171 247H170V250H171ZM118 248V247H117ZM116 248V249H117ZM174 248H172L173 249V251H175L176 249H174ZM182 249V248H181ZM180 249V250H181ZM103 250V251H102ZM169 250V251H170ZM172 251V254H174V252ZM166 252H167V250H166ZM177 252V251H176ZM115 253V252H114ZM118 253V254H117ZM169 253H171V252H169ZM165 255H166V253H164ZM172 254H170V255H172ZM163 255V254H162ZM176 255V254H175ZM174 255V256H175ZM178 256V255H177ZM162 257V256H161ZM92 258V257H91ZM90 259V258H89ZM162 260V259H161ZM167 260V259H166ZM156 261V260H155ZM169 261H170V259H169ZM177 261V260H176ZM175 262V261H174ZM179 262V261H178ZM156 263V262H155ZM162 263V262H161ZM44 264H46V263H44ZM47 264H48V262H47ZM176 264V263H175ZM178 264H180V263H178ZM182 264V263H181Z\"/></svg>",
    "mask_w": 264,
    "mask_h": 264
}]
</instances>
